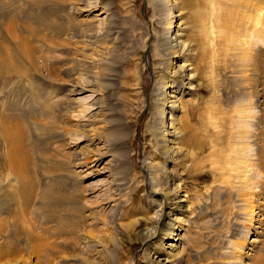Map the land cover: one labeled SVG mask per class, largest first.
I'll use <instances>...</instances> for the list:
<instances>
[{
  "label": "rangeland",
  "instance_id": "374dc122",
  "mask_svg": "<svg viewBox=\"0 0 264 264\" xmlns=\"http://www.w3.org/2000/svg\"><path fill=\"white\" fill-rule=\"evenodd\" d=\"M170 2L171 27L185 44L178 58L164 53L162 6L155 0H0V44L29 69L11 34L26 36L37 64L23 76L0 70V120L23 126L36 186L25 204L0 152V207L16 215L31 210L38 218L43 186L54 184L49 194L59 202L45 203L58 211L57 221H47L58 230L53 239L65 248L76 243L97 264H159L158 255L169 264H224L235 258L247 226L236 201L232 152L238 147L236 118L253 106L245 81L259 82L264 91V72L253 82L244 77L249 78L240 49L244 31L236 24L241 16L254 21V14L238 8L244 0ZM261 18L259 24L264 12ZM260 48L264 54V44ZM186 69L195 76L188 86ZM163 95L165 122L176 129L172 137L154 117ZM258 109L264 116V104ZM77 152L85 156H79L81 164ZM159 187L169 196L156 194ZM218 187L224 191L215 192ZM170 215L184 226L173 251L164 247L170 241L157 243ZM145 229L152 231L149 238L140 236ZM24 240L0 237V254ZM35 257L29 263H72Z\"/></svg>",
  "mask_w": 264,
  "mask_h": 264
},
{
  "label": "bare ground",
  "instance_id": "6f19581e",
  "mask_svg": "<svg viewBox=\"0 0 264 264\" xmlns=\"http://www.w3.org/2000/svg\"><path fill=\"white\" fill-rule=\"evenodd\" d=\"M155 1L157 6L160 7L162 6V12L160 15L158 14L159 15L158 17L164 19L163 20L164 22L162 23L164 25V33H163L162 41L163 44L164 43L166 44L164 45L165 48L163 49L164 53L173 55V58H178L180 56L181 51L185 49V44L180 40L181 35L174 32V26L171 27L172 26L171 23L173 22L172 16L174 17L171 10L172 8H174V4L171 3L170 0H155ZM244 2L241 3L240 5L238 4L239 5L238 8L240 9L244 8L245 10L249 8V11L252 14H254L253 17L251 18V20L254 19V21H248L250 23H247L241 16L240 21L236 25H239L240 28H243L242 31H244L243 35H241L243 36V38L240 39V45H241L240 49H241L242 59L245 62V68L247 67V73L249 75V78L248 76H244V77L252 81L255 78L261 77L262 76L261 72L262 71L264 72V56H263L264 54L262 53L263 51L260 48L261 45L264 44V22L262 24H259V21L262 20L261 15L264 12V8L262 7L264 5V0H244ZM248 2H250V6L246 4ZM247 24H249V28L244 29V27ZM257 26H262L261 28L262 30H258ZM12 28H14V25L10 24L9 30H11ZM254 29L258 30L256 31V35L253 34L255 32H252L255 31ZM11 35L17 42L16 52L19 54L18 52V48H19L23 56L20 54L19 55L23 59L28 61L29 69L24 67L22 63H20L21 58L13 56L8 51L9 49L5 44H0V70H2L5 74L6 72H8L13 74H18L19 76L29 75L32 71H35L37 69L36 60L33 59L34 49L32 47V42L29 43L28 38H26V36H19L17 35V33L14 32ZM253 37L256 38L254 39ZM186 71H187L186 73H187V80H188L187 86H188L189 84L191 85L192 78L195 76L192 73L193 72L192 69H186ZM256 82L253 84H249L248 82L245 81V87L247 88L248 93L250 94V96L248 97L252 98L251 102H253V106L247 107L244 110V113H242L240 117L236 118V121H239L240 123L239 127L237 128L238 147L233 148V152H232L233 161L230 159V162L232 161L233 163L232 165L235 166L234 173L237 176L236 179L239 180V185L237 186L235 193H236V197L240 200H236V201L238 205L241 207V210L244 211L245 213V217L243 221L245 223L243 224L247 223L246 224L247 226L243 228L244 230L242 231L241 244L237 245V247L234 248L235 258L233 259V261L225 262L224 264H264V246H259L260 236H263L262 233L264 232V116L257 114L260 111L258 108L261 109L262 105L264 104V91H263V87L259 85V82L258 85H256ZM76 93L80 94L82 93V90H77ZM172 96L173 99L176 98L175 95ZM163 97L164 95L161 97V99L159 97V100L160 102H162V105L158 109V113H156L154 117L158 119L160 129H162V133H164V135L169 134L170 137H172L175 136L176 129L170 128V125L165 122L168 118L167 116H165L167 107H164L165 97L162 100ZM255 101L258 104V108L255 106ZM172 107L175 108V104H173ZM253 110L256 111V114H254ZM21 127L23 126L19 122L18 123L13 122L10 119L4 117L1 118L0 152L2 154V163H3L2 167L4 168L5 172L8 175L12 174L14 178L20 182L18 186L20 190V197L25 204H29L33 200L36 186L34 181L32 182L33 179L31 180L30 178L31 177L30 169L32 167V162L29 158V153H28L29 150L24 145V137L21 131L22 130ZM81 135H85V133L84 134L82 133ZM118 135L116 133L113 134L114 137L115 136L118 137ZM84 138L85 137L83 136V140ZM90 139L93 140V138ZM93 141H97V139ZM98 144L96 143L95 146H97ZM76 155L78 156L76 160L77 163L81 164L82 162L79 158V156L81 155H78V152L76 153ZM224 160L222 161L224 162ZM97 163L100 164V161H98ZM39 165L41 166V164ZM96 165H94V167H96ZM76 166L78 165L76 164ZM223 168H225V164ZM224 170H225L224 172L228 174L226 169ZM153 180L154 179L151 178L150 181L154 186L155 182H153ZM167 185L168 186L166 190H169L171 184L169 185L168 183ZM15 186L14 189L17 190ZM49 187L50 186L48 185L43 186L41 192L42 195L40 197V200L42 202L39 206V209L37 210V212H39L38 218H34L35 216H37V214L31 210H29V212H26L24 211V209H22L20 215H16L15 212H10L0 207V237H6L12 235L15 239L16 238L25 239L22 247L21 245L13 242L9 250L1 253L0 258H9V260L2 261L3 260L2 259L0 260V264H32L29 263V258H34L35 256L36 257L43 256L44 258H53V259L68 258L74 264H97V262L91 259H86V258H90L87 252L76 250L75 249L76 246L73 247L76 243H73V245L70 248H65L59 243L57 244L56 239H53L54 235L58 232V230H56L55 227L48 226L47 221L50 222L57 221L58 211H56V209H52V206H46L45 203L49 199L52 200L55 204H57L59 202V198L58 197L54 198L53 195L50 196L51 194H49V192L52 187L50 188ZM159 189L160 191L156 190L157 191L156 194L164 193L165 197L169 196L170 191H167L165 193L164 192L166 191L165 189L163 190L162 187L161 188L159 187ZM221 189L222 187H218L215 188L214 191L216 192ZM182 201L183 200H178L175 203L178 204ZM159 206H162L161 210H163L164 207H166V203L163 202L162 200L160 201ZM161 210L159 209L158 211L161 212ZM25 214H30L31 217L27 216L25 220V218L23 217ZM7 217H8L7 223H9V225L3 226L6 222L5 219ZM158 217H159L158 219L161 221L163 218V212L160 213ZM174 217L170 215V217L167 218L168 222L165 225H163L164 228H166V230H159L158 240H157V243L165 239L170 241L171 243L165 244L164 247L171 251L176 250L180 246L181 243L180 240H182V236L180 237L178 233L182 231L183 230L182 227H184L183 223L181 222L182 220L179 217H175V218ZM10 219L13 221H11ZM52 224H55V222ZM173 231L175 233H173ZM151 235H152L151 230L145 229L140 232V236L143 238H149ZM96 242L98 243V241ZM95 245H97L99 248V244H95ZM258 249H260V251H258ZM255 251L260 252V254L257 257L255 256L256 258H250L249 252L254 253ZM98 252L97 254H99ZM81 253H85L88 255L83 256L81 255ZM178 253L180 254V252L177 251L174 255H178ZM161 257H162L161 255L156 256L157 263L169 264V261L167 260L164 261H162L163 259L158 260ZM53 259L51 260L52 262L54 261Z\"/></svg>",
  "mask_w": 264,
  "mask_h": 264
}]
</instances>
